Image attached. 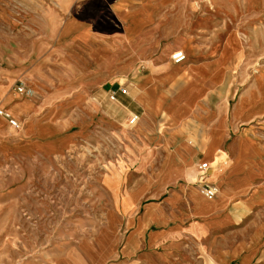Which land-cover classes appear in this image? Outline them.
Returning a JSON list of instances; mask_svg holds the SVG:
<instances>
[{"label": "crops", "instance_id": "obj_1", "mask_svg": "<svg viewBox=\"0 0 264 264\" xmlns=\"http://www.w3.org/2000/svg\"><path fill=\"white\" fill-rule=\"evenodd\" d=\"M13 1L0 2V25L10 32L0 106L45 152L65 149L78 134L58 133L83 131L101 110L99 122L123 128L122 174L125 181L129 166L133 180L120 193L127 202L111 196L93 241L55 245L15 264H264V140L249 124L264 108L250 90L243 102L222 101L231 90L228 63L243 48L236 30L207 56L218 41L204 24L192 28L187 0ZM175 50L183 62H173ZM17 80L32 95H18ZM132 114L138 119L129 125ZM202 160L216 163L212 198L194 183Z\"/></svg>", "mask_w": 264, "mask_h": 264}, {"label": "rangeland", "instance_id": "obj_2", "mask_svg": "<svg viewBox=\"0 0 264 264\" xmlns=\"http://www.w3.org/2000/svg\"><path fill=\"white\" fill-rule=\"evenodd\" d=\"M187 1L192 28L204 24L206 37L218 41L208 49L207 56L214 55L218 44L233 30L242 42L243 48L228 63L231 90L222 101L232 106L242 92L250 90L251 101L258 100L264 108V0ZM0 2L4 8L6 0ZM13 32L20 37V31ZM7 33L5 25H0V68L5 65L1 49H6ZM235 43L236 36L227 40V54ZM18 87L23 92H18ZM13 89L23 97L32 95L30 88L18 80ZM240 101H244L242 95ZM72 113L64 115L70 118ZM102 115L101 110L95 112L93 125L83 131L72 126L58 133L78 134L59 152L43 151L42 141L33 132L25 130L24 136L23 120L14 117L19 122V128L14 129L2 117L0 141L8 150L0 152V264L35 258L59 244L75 245L84 238L93 241L104 228V212L111 196L127 202L120 193L133 180L129 166L125 181L122 174L121 164L127 163L123 135L119 133L123 128L118 131L111 121L99 122ZM249 124L253 136L264 140V115ZM106 220L111 226L112 217Z\"/></svg>", "mask_w": 264, "mask_h": 264}, {"label": "built area", "instance_id": "obj_3", "mask_svg": "<svg viewBox=\"0 0 264 264\" xmlns=\"http://www.w3.org/2000/svg\"><path fill=\"white\" fill-rule=\"evenodd\" d=\"M171 59L175 63H181L185 60V54L183 53L182 50H175L171 54ZM17 91L23 92V88L18 87ZM118 92L120 94H127L126 89L123 87H120ZM116 94H117L116 91H111L108 98L110 100H116ZM0 116L7 121L8 125L11 128L14 129L19 128V122L14 117H12L5 109L1 107H0ZM137 119H138V115L132 114L130 118L127 120V123L129 125H132L137 121ZM215 165L216 163L208 160H202L198 162V164L196 165V179L194 183H196L198 191L207 198H212L217 192L216 187L209 181V172Z\"/></svg>", "mask_w": 264, "mask_h": 264}, {"label": "bare ground", "instance_id": "obj_4", "mask_svg": "<svg viewBox=\"0 0 264 264\" xmlns=\"http://www.w3.org/2000/svg\"><path fill=\"white\" fill-rule=\"evenodd\" d=\"M232 44V43H231ZM264 71V70H263ZM261 88V87H260ZM122 180V179H121ZM122 186V185H121Z\"/></svg>", "mask_w": 264, "mask_h": 264}]
</instances>
